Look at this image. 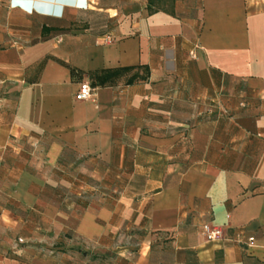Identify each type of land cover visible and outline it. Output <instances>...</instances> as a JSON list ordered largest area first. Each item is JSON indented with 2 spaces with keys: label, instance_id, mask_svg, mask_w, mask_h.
Wrapping results in <instances>:
<instances>
[{
  "label": "crops",
  "instance_id": "0c3cea01",
  "mask_svg": "<svg viewBox=\"0 0 264 264\" xmlns=\"http://www.w3.org/2000/svg\"><path fill=\"white\" fill-rule=\"evenodd\" d=\"M263 129L264 0H0V264H264Z\"/></svg>",
  "mask_w": 264,
  "mask_h": 264
},
{
  "label": "built area",
  "instance_id": "2783aa9c",
  "mask_svg": "<svg viewBox=\"0 0 264 264\" xmlns=\"http://www.w3.org/2000/svg\"><path fill=\"white\" fill-rule=\"evenodd\" d=\"M105 43H110L111 39L106 37L104 40ZM95 88L91 86L89 82H83L79 85L78 90L75 94L74 99L76 101H93L95 97ZM263 136H264V129H263ZM202 235L206 238L208 242H214L222 238V231L218 228H212L208 225H204L201 228ZM252 238L249 239L252 242ZM19 243H22V240H18Z\"/></svg>",
  "mask_w": 264,
  "mask_h": 264
},
{
  "label": "trees",
  "instance_id": "16d2710c",
  "mask_svg": "<svg viewBox=\"0 0 264 264\" xmlns=\"http://www.w3.org/2000/svg\"><path fill=\"white\" fill-rule=\"evenodd\" d=\"M121 71H115V72H107L104 73L100 78H99V85L103 86L105 82L109 81L113 77H117L120 74ZM124 72V71H122Z\"/></svg>",
  "mask_w": 264,
  "mask_h": 264
}]
</instances>
